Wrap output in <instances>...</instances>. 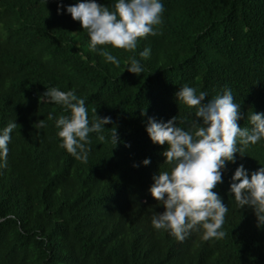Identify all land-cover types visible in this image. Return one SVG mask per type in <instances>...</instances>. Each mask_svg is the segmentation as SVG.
Here are the masks:
<instances>
[{
    "label": "trees",
    "instance_id": "trees-1",
    "mask_svg": "<svg viewBox=\"0 0 264 264\" xmlns=\"http://www.w3.org/2000/svg\"><path fill=\"white\" fill-rule=\"evenodd\" d=\"M76 2L0 0V130L17 124L0 169V216L16 217L0 223V264H264V228L229 191L237 166L249 174L264 166V141L236 154L213 189L228 205L225 237L192 232L181 242L151 226L163 206L148 189L169 169L161 155L167 145L152 143L145 130L148 117L194 119L195 109L175 99L184 85L207 92L206 100L230 89L238 125L251 127L247 114L264 112V0H162L158 35L141 39L135 52L108 47L119 67L89 50L79 21L63 8L57 14L58 3ZM145 47L144 72L124 71ZM47 87L74 89L90 121L94 110L111 117L103 142L90 134L87 163L59 147L54 120L69 113L40 99Z\"/></svg>",
    "mask_w": 264,
    "mask_h": 264
},
{
    "label": "clouds",
    "instance_id": "clouds-1",
    "mask_svg": "<svg viewBox=\"0 0 264 264\" xmlns=\"http://www.w3.org/2000/svg\"><path fill=\"white\" fill-rule=\"evenodd\" d=\"M45 5L47 0H41ZM61 8L79 21L86 32L90 51L101 56L105 63L119 67L120 61L108 47L135 52L138 42L148 36L158 35L162 23L164 6L162 0H113L112 6L97 3V0H77L72 5L57 4V14ZM151 49L143 48L140 59L129 58L124 69L140 75L144 72L141 60L149 58ZM208 93L184 85L175 93L176 102L189 109H195L194 119L172 116L166 122L147 118L145 130L157 145H167L161 152L163 164L169 170L153 175V183L148 189L162 212H152L151 226L155 230L167 231L170 236L183 242L192 232H200L203 240H220L225 237L223 224L228 205L213 189L223 183L222 175L226 165L236 163V154L245 156L246 149L264 141V112H251L247 119L251 127H240L242 118L240 104L234 102L230 89H224L207 99ZM48 104L60 106L68 115L61 114L54 120L63 148L74 159L87 163L90 148V134L103 142L105 125L111 117H99L97 110L91 121L85 106V99L77 96L74 89L62 91L57 87H47L40 98ZM146 116V111L141 112ZM53 120V113L47 114ZM44 120V119H43ZM43 120L37 127H43ZM180 125H183L181 127ZM17 128L12 121L0 130V169L6 167L11 134ZM115 146L119 141L115 130L110 134ZM129 146L130 145H126ZM143 166L151 163L144 159ZM139 165L133 164V167ZM229 191L233 194L235 207L249 208L256 218L257 228H264V166L249 174L240 164L231 176ZM14 215L0 216V223L15 220Z\"/></svg>",
    "mask_w": 264,
    "mask_h": 264
}]
</instances>
